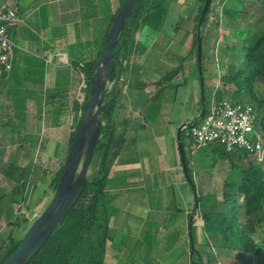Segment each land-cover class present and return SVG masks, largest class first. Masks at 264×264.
<instances>
[{"label":"crops","instance_id":"crops-1","mask_svg":"<svg viewBox=\"0 0 264 264\" xmlns=\"http://www.w3.org/2000/svg\"><path fill=\"white\" fill-rule=\"evenodd\" d=\"M221 1L226 9L221 15L222 27L209 29V37H217L212 45H207L205 27L202 73L194 48L201 0H170L168 7L173 3L174 8L170 24L166 15L162 21L143 25L134 34L122 66L119 63L117 77L121 76L123 96L119 104L116 102V118L130 122L124 148L108 176L113 236L103 264H194L188 216L192 208L181 209L176 218L174 211L181 206L178 191L188 182L181 163L178 131L191 123L180 126L172 120L179 111L174 112L177 95L184 89L181 108L184 102L196 100L197 81L203 74L209 87L217 85V90L231 64L230 57L243 46L240 34L250 32L255 22L259 27L264 24V0ZM120 4L121 0H0V5L14 8L19 19L10 29L13 67L0 73V109L5 111L6 101L13 102L18 117H33L27 132L29 145L51 149V157L60 166L69 154L82 105L78 93L83 78L87 81L85 68L96 58L101 38ZM62 56H66L67 63ZM258 79L264 82V77ZM135 89L148 97L144 107L138 104L132 112L124 108V98L128 102L130 91ZM166 89L170 96L162 97ZM260 93L256 92L261 98ZM172 97L175 101H171ZM150 105L154 107L152 121L146 118ZM260 112L264 128V110ZM202 222L194 218L192 228L196 248L205 262L218 263L211 253L207 258L214 239L221 249L223 264H264L260 255L224 249L222 238L208 235Z\"/></svg>","mask_w":264,"mask_h":264},{"label":"trees","instance_id":"trees-1","mask_svg":"<svg viewBox=\"0 0 264 264\" xmlns=\"http://www.w3.org/2000/svg\"><path fill=\"white\" fill-rule=\"evenodd\" d=\"M123 2L124 0H121L118 10L110 18L108 27L101 38L99 52L96 58L85 68L88 83L86 99L89 93L90 78L95 63L102 50L106 35ZM203 2L205 0H202V4ZM200 7L198 21L203 5ZM167 8V0H142L121 35L116 51V60H114L116 64V70L113 75L114 79L118 75L119 62H122V58L124 56L127 57L129 53L128 46L132 44L134 34L146 23L153 20H164L167 15ZM207 19L208 15L202 28V40L205 38L204 28L207 25ZM247 33L248 35L244 40L242 48L235 49L236 53L232 56L234 63L231 60L228 70L221 76L220 87L222 92H231L233 98L237 101L251 103L257 110L258 116L262 117L260 110H264L262 109V106H264V97L260 98L256 94L255 83L258 78L264 77V24L262 27H259L258 22H255L252 30ZM242 34L243 32L240 34V37ZM194 48L198 54L197 37ZM229 48L232 49L233 47ZM221 95L218 96L220 97ZM19 99L21 100V98ZM86 99L79 108L81 114L77 117L75 129L71 135L70 148ZM20 100H17V102ZM116 106L117 103L111 109L109 116L105 115V124L90 166L91 168L95 164L97 167L93 175H90L91 173L88 174V184L85 191L78 203L57 227L46 245L27 264H103L108 241L113 236V230L110 228L111 207L107 200L108 176L113 162L124 148L126 142L125 134L129 127L128 120H117ZM206 106L207 104H205V108ZM194 123H197V119ZM183 130L188 132L187 129ZM183 130L180 136V142L182 144L181 138ZM186 138L191 140L187 136V133ZM208 149L200 150L201 152H199H206L210 156V167L214 168L220 159H224L229 161L234 175L230 181V190H224L222 194L223 209L213 211L205 210L200 213V217L204 222L205 232L208 235H219L222 238L223 247L226 250L247 252L264 257V232L260 240L256 238V234L260 228L264 231V218L259 219L258 222H255L253 218L261 212L264 213V163L259 162V165L256 164V161H258L256 157L245 150L228 152L219 144H213ZM186 155L188 176L195 181V174L192 167L193 155L191 153L190 155L186 153ZM65 161L53 179L52 186L54 191L58 185ZM5 173L15 179L18 184L15 189L16 193H20L22 199L27 201L30 195L25 194V188L29 183L31 173L30 165L26 167L8 165L5 168ZM87 197L89 200L81 204V201ZM194 200L198 203L196 213L198 214L200 205L207 204L208 201L216 200V196L210 195L207 198L200 196L197 192ZM194 205L196 204L194 203ZM174 211H176L175 218L181 215V209ZM242 211L247 216L244 221L240 218ZM188 216L190 218L191 214H188ZM12 223L10 233L8 234V237L11 239V246L5 251L2 258H0V264L16 248L20 241V239H16L13 236L15 227ZM191 231L193 235L194 264H208L204 261L201 252L196 248L194 229L192 228ZM3 250L4 240H1L0 254Z\"/></svg>","mask_w":264,"mask_h":264},{"label":"rangeland","instance_id":"rangeland-1","mask_svg":"<svg viewBox=\"0 0 264 264\" xmlns=\"http://www.w3.org/2000/svg\"><path fill=\"white\" fill-rule=\"evenodd\" d=\"M170 0H167V7ZM213 1V0H212ZM173 3L169 5L167 8V23L173 20V16L171 15L174 8L171 7ZM202 4V0L200 2V6ZM225 5V6H224ZM212 6V7H211ZM209 12H208V21H207V29H206V42L207 45H212L217 37H209V29L211 30H218L222 27V18L221 15L223 11L226 9V4H223L221 0H214L213 4H211ZM224 9V10H223ZM205 32V28H204ZM196 35V34H195ZM248 33L245 32L241 36V40L244 41L247 37ZM234 44H237L234 41ZM242 44V43H241ZM240 46V45H239ZM244 56V55H242ZM233 57H230V60L233 61ZM234 63V61H233ZM204 71V70H203ZM205 78L204 85L202 86L200 78H198V95L197 99L188 100V102H184L183 108H181L180 103V96L184 95V89H181L179 95H177V99L175 102V111L177 110L178 113H174L172 116L173 121H178L180 126L183 123H194L202 110V90L204 89L205 94V104H208L210 93L214 92L217 88H210L208 83L206 82L207 78ZM115 80L111 81L108 85L109 93L112 92L114 88ZM189 86V84H188ZM220 87V86H219ZM170 89V88H169ZM166 89L163 90L162 97L170 96V90ZM133 90V88L131 89ZM85 90H83L84 92ZM87 90L84 92L86 94ZM130 91L128 95V102L125 99V109L133 110L137 108L138 104L144 107L147 103L148 95H142V93L138 92L135 89L132 94ZM255 92H261L260 94H264V82L257 79L255 83ZM172 93V91H171ZM223 93L221 91V87L218 89V95ZM228 95L233 96L231 92L226 91ZM123 94V93H122ZM120 95L118 98L117 103L119 104L122 100V96ZM79 96V95H78ZM261 96V98H263ZM171 101H175L172 97ZM127 103V104H126ZM257 103V101H256ZM12 104V105H10ZM155 106V105H154ZM5 111L0 109V243L1 240H4V250L11 246V239L8 237L10 233V226L11 223L15 227L13 231V236L16 239H20L25 235L27 230L30 228L34 220L43 212L45 207L50 202L53 194L54 189L52 186L53 179L55 178L57 171L60 169V165L57 164V160L51 157V149L44 150L41 146L32 147L31 144L29 145V138L27 133L31 124L33 123V117L29 118H20L16 115L18 113L13 106V102L8 103L6 101V106L3 107ZM118 105L116 106V109ZM156 108V106H155ZM181 108V109H180ZM264 109V106H262ZM144 110V109H143ZM154 107L150 105L148 108L149 115H146V118L149 121H152L153 116H151ZM133 112V111H132ZM3 114V115H1ZM81 114L79 110L78 115ZM263 117V116H262ZM32 119V122L29 119ZM104 122H105V116ZM128 120V119H126ZM128 122H130L128 120ZM21 126V131L19 127ZM180 126L178 128H180ZM26 127V130H25ZM31 129V128H30ZM54 132H57V128L54 127ZM187 131L183 130L181 141L185 147L186 153L190 155L191 153V146L192 140L186 138ZM43 144V141H41ZM209 150V149H208ZM201 152V151H200ZM199 151L193 155L192 157V167L195 174V182L197 186V192L200 196H204L209 198L210 195H215L216 200H212L211 202L208 201L207 204L200 205L199 212L194 216L198 221H202L200 217V213L202 211H213V210H221L224 207L223 199V191L230 190V181L233 178V172L230 167L229 161L220 159L214 168L210 167V156L204 152L200 153ZM41 156H44L43 158ZM256 157V156H254ZM258 160V158H256ZM259 165L260 163H264V161H256ZM8 165H15L20 167H26L30 165L31 173L29 176V183L25 188V194H28V200L22 199L20 193H16L15 189L17 187V182L12 177L8 176L5 173V168ZM96 165L93 164L91 169H89L90 175H93L94 170L96 169ZM177 191V190H176ZM31 192V193H30ZM180 196L178 195V199L181 198V206L179 209L185 210V207L189 206L190 208H194V191L191 188L189 182H187L180 190L178 191ZM183 199V203H182ZM89 198H85L81 201V204L87 202ZM185 202H187L185 204ZM241 220H245L247 216L245 215L244 211L240 213ZM255 222H258L259 219L264 218V213L261 212L257 216L253 217ZM24 220V222H23ZM22 222V223H21ZM203 223V222H202ZM263 230L261 228L258 230L256 234L257 240H260L263 235ZM195 234V229H194ZM213 239V246L209 247V252H207V258H209V253H211L218 262L217 264H223L222 256L220 255L221 249L220 247L214 242ZM211 248V249H210ZM220 249V250H219ZM210 261V259H209ZM214 261V260H213ZM256 264H260L256 262Z\"/></svg>","mask_w":264,"mask_h":264},{"label":"water","instance_id":"water-1","mask_svg":"<svg viewBox=\"0 0 264 264\" xmlns=\"http://www.w3.org/2000/svg\"><path fill=\"white\" fill-rule=\"evenodd\" d=\"M142 0H124L103 43L102 50L95 63L91 78L89 93L84 104V109L76 129V133L62 168L58 185L54 194L43 212L34 220L25 235L21 238L16 248L3 260L2 264H27L46 245L57 227L67 217L72 208L78 203L88 184V174L95 156V150L101 136L104 116H109L116 103L120 92V75L114 79L116 70V51L121 35L131 17ZM212 0H205L201 9L198 28V63L202 73V28L207 18ZM122 66V62H119ZM115 80L114 88L109 93L108 85ZM204 85V78L201 77ZM202 111L197 118L199 121L205 114V94L202 90ZM181 130L178 131L180 139ZM181 163L186 172L188 182L197 196V186L188 176L187 155L183 144L179 143ZM192 210L190 217V239L193 242L192 224L197 213L198 203ZM192 252L194 247L192 246Z\"/></svg>","mask_w":264,"mask_h":264},{"label":"built area","instance_id":"built-area-1","mask_svg":"<svg viewBox=\"0 0 264 264\" xmlns=\"http://www.w3.org/2000/svg\"><path fill=\"white\" fill-rule=\"evenodd\" d=\"M19 21L17 11L7 5H0V73L9 72L15 57L14 43L10 29ZM61 60L67 63L66 56ZM88 83L83 78L79 87V99H86ZM220 87H218L219 89ZM218 89L210 95L204 116L184 126L187 136L192 140L191 154L219 144L228 152L245 150L259 161H264L263 120L249 102H239L223 91L219 97Z\"/></svg>","mask_w":264,"mask_h":264}]
</instances>
